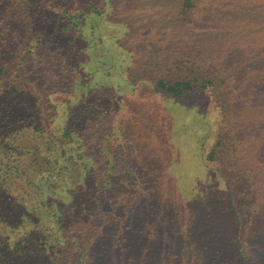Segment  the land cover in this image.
I'll return each mask as SVG.
<instances>
[{
    "label": "rangeland",
    "instance_id": "1",
    "mask_svg": "<svg viewBox=\"0 0 264 264\" xmlns=\"http://www.w3.org/2000/svg\"><path fill=\"white\" fill-rule=\"evenodd\" d=\"M115 1L111 18L129 25L120 37L127 57L114 43L102 57L106 64L124 59L130 66L118 69L135 82L121 89L126 92L120 97L129 104V115L125 105L121 112L130 134L128 158L134 152L137 168L129 187L122 183L112 192L116 216L105 217L107 235L98 238L89 255L99 264H264L260 111L242 137L230 135L223 149L216 146L220 110L209 91L175 96L147 80L231 73L240 67L264 88V0H199L196 10L186 12L182 0ZM12 2L0 0V14ZM52 24L44 29L41 23L34 33L44 32L56 46L62 32ZM17 25L26 32L21 40L28 46V23ZM103 32L108 43L122 33L116 27ZM0 38L13 42L4 32ZM211 149L221 164L207 159Z\"/></svg>",
    "mask_w": 264,
    "mask_h": 264
},
{
    "label": "trees",
    "instance_id": "2",
    "mask_svg": "<svg viewBox=\"0 0 264 264\" xmlns=\"http://www.w3.org/2000/svg\"><path fill=\"white\" fill-rule=\"evenodd\" d=\"M116 3L13 0L0 14L6 25L0 32L13 41L0 38V264H99L89 250L107 235L105 217L116 216L112 192L122 183L129 187L137 168L134 152L128 158L121 112L125 105L129 115V104L120 97L135 82L118 69L130 66L102 57L110 43L127 53L120 37L129 25L111 18ZM199 3L179 5L186 12ZM17 23H28V46ZM41 23L59 26L63 40L54 46L44 32L35 34ZM107 27L122 31L117 41H106ZM243 70L147 80L175 96L209 91L220 110L216 146L224 149L230 135L242 137L257 111L264 119L260 76L251 79ZM207 159L220 163L221 156L211 149Z\"/></svg>",
    "mask_w": 264,
    "mask_h": 264
}]
</instances>
